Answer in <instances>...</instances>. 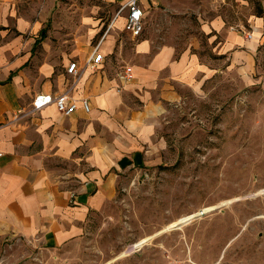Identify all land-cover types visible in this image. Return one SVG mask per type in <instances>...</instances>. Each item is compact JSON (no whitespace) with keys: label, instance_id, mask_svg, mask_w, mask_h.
Returning a JSON list of instances; mask_svg holds the SVG:
<instances>
[{"label":"crops","instance_id":"1","mask_svg":"<svg viewBox=\"0 0 264 264\" xmlns=\"http://www.w3.org/2000/svg\"><path fill=\"white\" fill-rule=\"evenodd\" d=\"M107 1L115 10L112 29L126 31L132 0ZM138 1L146 31L132 38L131 62H118L109 75L114 46L106 35L95 48L103 66L85 72L74 90L77 99L91 101L92 112L64 117L55 105L28 114L36 96L63 92L73 81L67 73L72 62L60 76L39 57L37 48L47 39L41 1L0 0V264H57L58 258H76L79 247L89 250L95 220L116 197L122 176L163 164L167 144L157 129L168 111L164 104L181 101L179 87L199 93L219 73L218 60L197 53L204 50L202 38L209 54L222 58L224 71L244 74L254 67L264 36V0H238L252 5L255 38L249 41L214 13L216 3L226 0H214L211 8L195 0ZM178 17L195 31L184 43L172 40ZM84 20L90 24L84 27L96 23ZM165 23L171 24L166 42L157 44L156 28ZM125 66L133 67L134 79L122 87L118 74Z\"/></svg>","mask_w":264,"mask_h":264},{"label":"rangeland","instance_id":"2","mask_svg":"<svg viewBox=\"0 0 264 264\" xmlns=\"http://www.w3.org/2000/svg\"><path fill=\"white\" fill-rule=\"evenodd\" d=\"M40 1L47 39L37 50L57 75L74 61L83 64L78 82L93 72L86 62L108 34L114 46L109 75L118 62H131L134 42L123 27L112 29L115 10L107 0ZM213 2L195 0L208 8ZM216 6L214 13L252 40L246 36L252 5L226 0ZM84 18L96 23L84 27L90 25ZM174 24L176 43L194 35L179 17ZM170 25L157 26V44L166 42ZM95 30L101 32L93 37ZM257 44L254 67L240 74L224 71L222 58L214 59L202 38L204 50L197 53L218 60L220 71L199 93L179 87L181 101L164 104L168 111L157 129L167 144L163 164L123 175L116 197L95 220L89 250L79 247L76 258H58L57 264H264V36ZM207 207L213 209L203 212ZM188 215L194 216L170 227Z\"/></svg>","mask_w":264,"mask_h":264},{"label":"built area","instance_id":"3","mask_svg":"<svg viewBox=\"0 0 264 264\" xmlns=\"http://www.w3.org/2000/svg\"><path fill=\"white\" fill-rule=\"evenodd\" d=\"M129 14L126 19L125 30L132 38H139L145 29L144 12L138 0H132L128 4ZM247 39H253L251 33H247ZM105 58L95 49L93 55L87 60L86 68L93 72L98 71L104 64ZM83 68L78 62H72L68 68L67 73L73 77L72 83L68 84L66 89L60 93L54 94H40L32 102V112L36 113L51 105H55L58 112L64 117H72L79 111L85 114L92 112L91 101L87 98L77 99L74 95V90L77 86L78 77L81 76ZM118 79L121 86H125L134 79V72L132 66H125L118 74ZM120 92V89L118 90ZM1 156V154H0Z\"/></svg>","mask_w":264,"mask_h":264},{"label":"bare ground","instance_id":"4","mask_svg":"<svg viewBox=\"0 0 264 264\" xmlns=\"http://www.w3.org/2000/svg\"><path fill=\"white\" fill-rule=\"evenodd\" d=\"M211 209H213V207H207V208H205V210H204L203 212L209 211V210H211ZM203 212H202V213H203ZM203 215H204V214H203ZM193 216H194V215H193ZM193 216H189V215H188V216H184V217L178 219L176 222L172 223V224L170 225V227L178 226V225L182 224L183 222H186V221L190 220ZM148 239H149V238H147V239H143V240L141 241V243H145V242H147Z\"/></svg>","mask_w":264,"mask_h":264},{"label":"water","instance_id":"5","mask_svg":"<svg viewBox=\"0 0 264 264\" xmlns=\"http://www.w3.org/2000/svg\"><path fill=\"white\" fill-rule=\"evenodd\" d=\"M204 216V215H203Z\"/></svg>","mask_w":264,"mask_h":264}]
</instances>
